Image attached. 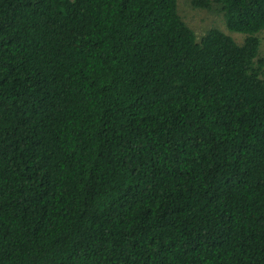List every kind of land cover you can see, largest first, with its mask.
Here are the masks:
<instances>
[{
	"label": "trees",
	"instance_id": "1",
	"mask_svg": "<svg viewBox=\"0 0 264 264\" xmlns=\"http://www.w3.org/2000/svg\"><path fill=\"white\" fill-rule=\"evenodd\" d=\"M177 1L0 0V264H264V0Z\"/></svg>",
	"mask_w": 264,
	"mask_h": 264
},
{
	"label": "rangeland",
	"instance_id": "2",
	"mask_svg": "<svg viewBox=\"0 0 264 264\" xmlns=\"http://www.w3.org/2000/svg\"><path fill=\"white\" fill-rule=\"evenodd\" d=\"M177 13L182 20L194 31L197 38L202 35L209 26H217L224 33L229 34L235 42L241 43L243 35L239 33H229L224 27L222 14L219 11V6L211 0L210 7L204 8L201 6L194 7L191 0H178ZM260 45L258 53L264 54V29L258 33Z\"/></svg>",
	"mask_w": 264,
	"mask_h": 264
}]
</instances>
